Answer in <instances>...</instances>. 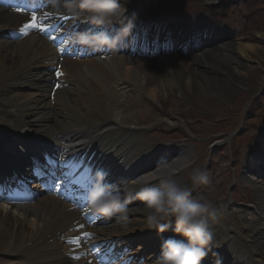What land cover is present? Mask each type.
Wrapping results in <instances>:
<instances>
[{
    "label": "bare ground",
    "instance_id": "6f19581e",
    "mask_svg": "<svg viewBox=\"0 0 264 264\" xmlns=\"http://www.w3.org/2000/svg\"><path fill=\"white\" fill-rule=\"evenodd\" d=\"M122 2L56 0L54 5L57 12L72 9L82 14L85 22L99 15L93 25L102 32L98 35L109 36L113 43L122 33L125 44H130L129 36L134 33L133 43L138 42L139 52L147 49L146 57L114 55L60 61L51 44L34 34L19 41L3 38L9 24L27 19L0 9V173L12 171L9 163L16 167V161L27 163V155L45 148L43 142H68L85 150L92 146L91 150L102 152L100 159L115 171L118 193L109 195L107 202L124 203L128 198L137 205L116 210L111 223L95 229L128 238L127 243L139 241L141 249L135 253L153 262L217 264L211 248L219 244L224 258L219 264H264V145L244 161L255 199L245 200L252 204L241 213L244 222L236 223V215L232 216L229 237L212 215L202 225H193L187 213L172 212L166 203L181 187L192 152L186 147L150 143L158 136H174L168 134L170 128L165 123L180 126L179 122L188 118L179 94L199 101L218 95L207 85L219 83V68L236 70L232 66L239 60L235 43L218 42L208 33L200 44L196 42L198 51L189 54V39H198L204 31L201 18L194 17L191 30L190 16L171 13L154 21L143 14L144 8L128 15L132 9L126 10ZM114 10L126 14L119 16L118 22L106 19V12ZM148 21L165 27L172 39L168 33L164 37L154 31ZM247 47L254 48L247 45L243 49ZM58 63L63 76L58 79L61 86L54 91L51 68ZM179 133L184 136L180 128ZM36 138L42 142L33 140ZM248 190L237 192L243 195ZM132 213H138L137 220L145 225L123 226L133 222ZM78 222V214L54 197L15 208L0 204V253L20 264H72L70 247L62 237L71 234Z\"/></svg>",
    "mask_w": 264,
    "mask_h": 264
},
{
    "label": "rangeland",
    "instance_id": "374dc122",
    "mask_svg": "<svg viewBox=\"0 0 264 264\" xmlns=\"http://www.w3.org/2000/svg\"><path fill=\"white\" fill-rule=\"evenodd\" d=\"M147 2L131 0L128 4L143 6ZM146 9L167 15L171 10L179 15L194 11L206 23L204 30L210 38L235 43L240 60L232 62L236 70L219 68L217 72L222 75L219 83L207 85L218 95L199 101L179 94V103L189 111L186 122L180 121V126L165 123L170 128L168 134L174 136L155 139L192 152L181 176V187L166 203L171 205L172 212L183 209L188 216L196 215L194 221L202 222L210 220L212 215L219 224L223 222L225 232L231 237L232 216L236 215V223L244 222L241 213L252 203L243 201L255 199L244 161L264 145V0H149ZM247 45H252L253 50L248 47L244 50ZM240 188L250 190L240 195L237 193ZM135 203H128V207L137 206ZM131 217L135 225L141 224L138 213ZM123 226L131 227V223ZM12 258L0 253V264H20Z\"/></svg>",
    "mask_w": 264,
    "mask_h": 264
}]
</instances>
